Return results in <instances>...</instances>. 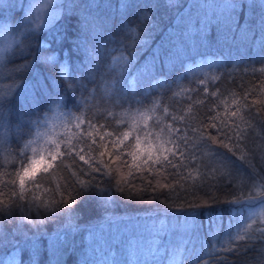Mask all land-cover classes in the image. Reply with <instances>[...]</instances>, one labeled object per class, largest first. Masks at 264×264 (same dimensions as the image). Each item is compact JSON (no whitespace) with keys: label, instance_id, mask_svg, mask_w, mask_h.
<instances>
[{"label":"snow or ice","instance_id":"obj_1","mask_svg":"<svg viewBox=\"0 0 264 264\" xmlns=\"http://www.w3.org/2000/svg\"><path fill=\"white\" fill-rule=\"evenodd\" d=\"M261 4L264 5V0ZM51 5L52 0H45L39 8L29 6L20 34L30 40L42 26L47 28L52 24L49 19L53 12L46 11ZM159 6V2L153 4V7ZM253 6L254 0H220L211 6V17L205 16L202 23L197 19L196 23L201 24L198 34H203L214 20L216 26L222 27L225 37L230 34L231 44L242 47L256 39L258 27L260 50L264 52V14L260 15L258 25H254L245 11L246 7ZM84 7L92 9L101 5L93 0ZM121 7H128L127 0H122ZM165 7L180 9L182 5L180 0H166ZM14 10L9 4L0 5V11ZM15 15L18 19L21 13ZM141 19L150 17L142 15ZM109 23L106 17L92 16L89 26V18L85 17L80 29L82 34L72 42L75 51L84 56L88 80L95 81L93 57L100 58L99 41L110 34ZM117 27L126 26L121 21ZM138 27L126 28V33L134 45L144 48L147 40L141 39ZM178 40L183 52L175 44L169 49L149 50L139 58L121 41L120 46L113 49L117 54L112 55V62L107 65L100 83L88 92L87 98L83 95L75 98L78 82L69 74L67 61L60 65L59 75L64 77L63 81L50 76L43 83L35 78L31 85L17 83L16 73L27 71L35 56L29 61L25 55L24 62L13 69L8 77L13 81L12 86L7 92H0V129L17 117L11 106L18 93L23 104L19 105L17 130L26 127L30 138L10 161L6 158L0 177V244L7 242L16 249L9 264H23L25 248L33 249L45 239L44 225L63 217L76 203L81 191L97 187L105 177L116 192H126L129 200L148 204L159 202L166 215L179 212L185 223L191 221V226L198 231L204 228L201 218L207 217L208 243L201 244L199 251L194 247L182 258L174 252L169 264H212L213 258L216 264H227L228 254H246L254 250L257 241L264 243V169L258 171L254 163L257 156L264 161V81L238 95L236 91H224L219 87L212 90L221 79L217 75L205 73L196 87L179 86V76L164 79L171 75L177 62L183 63L182 56L189 55L186 36ZM13 43L17 42L5 40L0 58ZM18 43L26 50L23 41ZM38 47L43 49L48 45L39 44ZM138 59L145 61L137 69L139 77L154 80L158 86L167 85L169 89L177 85L170 97L173 102H165L162 96L146 102L147 89L128 98L118 87L120 78L130 73ZM39 60L55 64L57 56L42 55ZM3 67L0 64V68ZM252 71L264 73V63ZM81 79H85L84 72H81ZM257 88L259 94L253 98ZM66 97L75 100V111L63 110ZM177 98L186 100V105H178ZM41 101L50 104L52 115L46 111L43 118L37 115L36 119L24 121L27 115L24 109L39 105ZM0 140H3L2 132ZM7 164L18 166L8 171ZM59 173H63L62 180L55 187H48L52 183L50 177ZM221 183L229 188L227 195L231 197L222 202L248 208L250 212L236 221L235 227L230 216L226 229L220 216L217 231L213 202L218 197L206 193L205 199H199L195 192L205 187L218 188ZM41 190L46 198L35 194ZM53 250L61 254L74 251V241L67 233L58 235ZM17 255L20 260L15 258ZM57 264L61 262L57 260Z\"/></svg>","mask_w":264,"mask_h":264},{"label":"trees","instance_id":"obj_2","mask_svg":"<svg viewBox=\"0 0 264 264\" xmlns=\"http://www.w3.org/2000/svg\"><path fill=\"white\" fill-rule=\"evenodd\" d=\"M44 2L45 0H0V5L9 4L15 8L14 11H0V18H4L8 26L10 41L17 42L12 44L0 61V64L4 65L0 68V92H7L12 86L13 81L8 77L16 66L24 62L26 55L29 61H33V56L36 59L27 71L16 73L17 83L26 82L31 85L34 78L43 83L45 78L50 76H56L63 81L64 77L59 75L60 65L67 61L69 74L75 76L78 82L79 90L76 91L75 98L78 99L82 95L87 98L88 92L100 83L101 76L107 71V65L112 62V55L117 54L113 52V49L118 48L121 41L129 46V52H135L139 58L149 50L155 51L162 47L169 49L175 44L183 52L178 38L184 36L189 45V55L182 56L183 63L177 62L171 75L164 79L171 80L179 76V86L196 87L198 79L203 78L205 73L217 75L221 76V79L215 86H212V90L219 87L224 91H236L238 95H242L245 89L257 86L264 81V73L252 71L253 68L258 69L264 63V52H261L258 41V27L256 28V39L242 47L231 44L230 34L225 37L222 27L216 26L214 20L205 28L203 34H198L201 24L196 23L197 19L202 23L205 16L211 17L213 15L211 6L219 3L220 0H180L182 5L180 9L165 7L166 0H127L128 7L126 8L121 7L122 0H94V3L101 7L92 9H86L84 6L93 0H58V3L52 0L51 7L46 11L53 12L52 15L56 12L57 19L55 20L56 16L52 21L49 19V23L52 24L47 28L42 26V30L35 32L32 39H26L25 35L20 34L23 30V16L29 6L39 8ZM157 2L160 6L153 7V4ZM21 6L24 8L21 9ZM245 11L248 13L247 18L254 25H258L260 15L264 14V5L261 4V0H254V6L251 9L246 7ZM15 13H21L18 19ZM35 15L34 10L33 16ZM142 15L150 19H141ZM92 16L108 18L110 21L108 27L111 29L110 34H106L105 38L99 41L100 58L97 60L93 57L95 81L86 78L85 69L88 66L84 56L76 52L72 44L82 34L80 29L85 17L89 18L90 26ZM121 21L124 22L125 28L117 27ZM137 25L141 39L147 40L144 48L134 45L131 37L126 33V28L137 27ZM64 36L67 38L58 41V37ZM19 41L24 42L27 46L26 50L18 43ZM39 44H47L48 47L41 49L38 47ZM195 50L203 53L196 60L191 55ZM42 55H56L57 61L55 64H45L39 60ZM202 57L213 60L214 66L206 70L191 69V66L201 62ZM144 63L143 59H138L130 73L120 78L118 87L124 90L128 98L147 89L149 94L145 98L146 102L159 96H162L165 102H173L170 101V97L177 85H172L169 89L167 85L158 86L154 80L139 77L137 69L141 68ZM81 72H84L85 79H81ZM81 84L83 87H79ZM258 94L259 89L257 88L253 93V98ZM61 95H64L63 90H61ZM176 102L178 105L187 103L186 100L179 98ZM22 104L23 100L17 93L11 106V110L17 113V117L7 121L5 128L0 129L3 133V140H0V144L3 145L0 149V177L5 170L6 158L10 161L19 152L24 141L30 138L26 134V127L22 126L17 130V124L20 123L19 105ZM49 108L50 104L46 105L41 101L39 105L25 108L27 115L23 119L24 121L36 119L37 115L43 118L46 111L51 116ZM63 110L75 111V100L66 97ZM22 136L23 139H21ZM221 151L226 150L221 149ZM254 163L258 171L264 169V161H261L258 156ZM17 166L7 164V170L12 171ZM62 176L63 173H59L50 177L52 183L47 186L55 187V184L62 180ZM3 178L6 179V177ZM228 191L229 188L221 183L218 188L205 187L195 192V197L199 199H205L206 193L218 197V200L213 202L215 210L213 218L216 220L217 231L221 223L220 216L223 217V226L226 229L230 223V216L233 217L231 223L235 227L236 221L242 216L247 217L250 212L248 208L223 203L222 201L226 198H231L227 195ZM35 194L46 198L42 190ZM109 198H111L110 203ZM188 198L191 200L193 196ZM201 219L204 228L198 231L191 226V221L186 224L185 218L179 212L166 215L164 206L159 202L148 204L129 200L126 192L123 194L116 192L111 182L105 177L97 187L86 192L81 191L76 203L63 217H58L56 221L44 225L45 239L40 244H36L33 249L25 248L23 264H34L37 260L39 264H57V260L61 264L63 262L66 264H113V261L116 264H169L174 252H178L182 258L194 247L199 251L201 244L208 243L210 237L205 235L208 230V219L207 217ZM7 227L6 225L5 228ZM65 233L70 240L74 241V251H66L63 254L54 253V241L58 235L62 236ZM15 251L12 244L7 242L0 244V264H9ZM42 251L44 254H41ZM262 253H264V243L257 241L254 250H249L246 254H228L227 264H264ZM50 255L55 258L60 255L61 258L56 259V263H52ZM15 258L21 259L20 255ZM212 264H216L214 258Z\"/></svg>","mask_w":264,"mask_h":264},{"label":"rangeland","instance_id":"obj_3","mask_svg":"<svg viewBox=\"0 0 264 264\" xmlns=\"http://www.w3.org/2000/svg\"><path fill=\"white\" fill-rule=\"evenodd\" d=\"M55 2L58 3V0H55ZM259 10H261V8H259ZM56 14L57 13L54 12V15H51L50 21H52V19H54V17L56 16ZM5 28L8 29V26H7L6 22L4 21V18H0V48H2L4 46V43H5V40L6 39L8 41H10V37H9L8 31H4ZM197 52H199V51L198 50H195L193 53H191V55L194 56V58H193L194 60H196L197 57L200 56V55H198V56L196 55ZM5 54H6V52L3 53V56H2V58H0V61L4 58ZM213 66H214V61L213 60H211L209 58L202 57V60H201L200 63L195 64V65L191 66L190 68L191 69H193V68H199V69H202V70H206V69L212 68ZM174 243L178 246V244L176 242H174ZM41 254H44L43 251L41 252ZM50 258L53 260L52 263H56L55 260L56 259H60L61 256L60 255H57V258H55L54 256H51L50 255ZM119 261H120V259H119Z\"/></svg>","mask_w":264,"mask_h":264}]
</instances>
